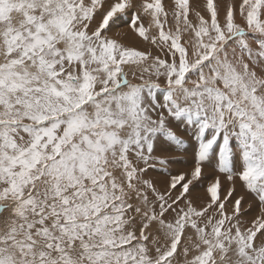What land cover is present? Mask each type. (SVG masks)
Returning a JSON list of instances; mask_svg holds the SVG:
<instances>
[{"label":"snow or ice","instance_id":"obj_1","mask_svg":"<svg viewBox=\"0 0 264 264\" xmlns=\"http://www.w3.org/2000/svg\"><path fill=\"white\" fill-rule=\"evenodd\" d=\"M0 264H264V0H0Z\"/></svg>","mask_w":264,"mask_h":264},{"label":"rangeland","instance_id":"obj_2","mask_svg":"<svg viewBox=\"0 0 264 264\" xmlns=\"http://www.w3.org/2000/svg\"><path fill=\"white\" fill-rule=\"evenodd\" d=\"M179 134V133H178ZM183 137L185 139V145L183 146L182 153L177 154V161L170 166V170H183V169H189L193 166V156L196 151V143L192 139L191 135L189 133H182ZM168 151H174V147H170L167 149ZM184 161V163H183ZM215 163V161H213ZM182 163V164H181ZM154 176L163 179L165 176V172L163 170L157 169L153 171L152 173ZM211 175V173H210ZM247 198L249 199L251 197V200L254 205L257 202L256 197L252 193H246Z\"/></svg>","mask_w":264,"mask_h":264},{"label":"bare ground","instance_id":"obj_3","mask_svg":"<svg viewBox=\"0 0 264 264\" xmlns=\"http://www.w3.org/2000/svg\"><path fill=\"white\" fill-rule=\"evenodd\" d=\"M184 145H185V144H184ZM183 163H184V161H183ZM181 164H182V163H181ZM249 199H251V197H250ZM256 203H257V202H256ZM256 203H255V204H256Z\"/></svg>","mask_w":264,"mask_h":264}]
</instances>
